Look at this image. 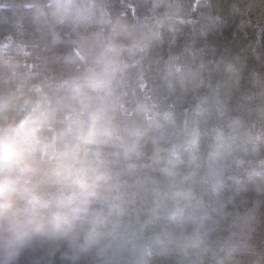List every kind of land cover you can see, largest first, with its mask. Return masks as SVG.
I'll list each match as a JSON object with an SVG mask.
<instances>
[{
	"label": "trees",
	"instance_id": "16d2710c",
	"mask_svg": "<svg viewBox=\"0 0 264 264\" xmlns=\"http://www.w3.org/2000/svg\"><path fill=\"white\" fill-rule=\"evenodd\" d=\"M26 116L0 264H264V0H0Z\"/></svg>",
	"mask_w": 264,
	"mask_h": 264
},
{
	"label": "clouds",
	"instance_id": "9594fccd",
	"mask_svg": "<svg viewBox=\"0 0 264 264\" xmlns=\"http://www.w3.org/2000/svg\"><path fill=\"white\" fill-rule=\"evenodd\" d=\"M38 117L26 116L15 125L0 127V198L14 190L15 185L32 172L30 159L37 151L47 154L53 145L37 138ZM0 204V209L7 208Z\"/></svg>",
	"mask_w": 264,
	"mask_h": 264
}]
</instances>
